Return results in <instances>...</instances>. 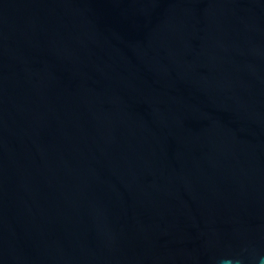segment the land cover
<instances>
[{
    "label": "water",
    "instance_id": "water-1",
    "mask_svg": "<svg viewBox=\"0 0 264 264\" xmlns=\"http://www.w3.org/2000/svg\"><path fill=\"white\" fill-rule=\"evenodd\" d=\"M0 264H264V0H0Z\"/></svg>",
    "mask_w": 264,
    "mask_h": 264
}]
</instances>
